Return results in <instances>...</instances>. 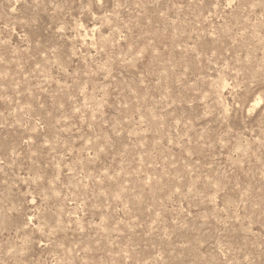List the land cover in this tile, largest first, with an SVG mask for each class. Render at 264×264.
Wrapping results in <instances>:
<instances>
[{
    "label": "rangeland",
    "instance_id": "rangeland-1",
    "mask_svg": "<svg viewBox=\"0 0 264 264\" xmlns=\"http://www.w3.org/2000/svg\"><path fill=\"white\" fill-rule=\"evenodd\" d=\"M0 264H264V0H0Z\"/></svg>",
    "mask_w": 264,
    "mask_h": 264
}]
</instances>
